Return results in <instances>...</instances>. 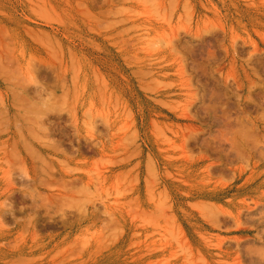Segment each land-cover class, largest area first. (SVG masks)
Wrapping results in <instances>:
<instances>
[{
    "label": "rangeland",
    "instance_id": "374dc122",
    "mask_svg": "<svg viewBox=\"0 0 264 264\" xmlns=\"http://www.w3.org/2000/svg\"><path fill=\"white\" fill-rule=\"evenodd\" d=\"M7 197L0 264H264V0H0Z\"/></svg>",
    "mask_w": 264,
    "mask_h": 264
},
{
    "label": "clouds",
    "instance_id": "9594fccd",
    "mask_svg": "<svg viewBox=\"0 0 264 264\" xmlns=\"http://www.w3.org/2000/svg\"><path fill=\"white\" fill-rule=\"evenodd\" d=\"M166 46L165 41L162 38H156L152 40H148L146 42V48L149 49L150 51H157L160 48H163ZM37 65V62L34 60H30L27 65V71L31 73L35 78V70L34 66ZM37 79V78H36ZM38 80V79H37ZM33 87H37V85H29ZM49 92L53 93V97H55V92L48 90L47 88L45 89L44 93H42V96L38 99L41 101L43 100L44 97L48 95ZM59 104V101H57V106ZM52 109V110H49ZM41 112L43 114V117L49 113H56V109L52 108V105L49 104L47 106H44L41 104ZM60 113H66V112H60ZM40 119L38 121L39 128H38V134L41 137L47 138L48 141L54 143L55 140L50 138L49 135V129L45 126L42 125L41 121L44 119ZM97 118V117H96ZM96 118L93 117V114L90 112H86L83 117V126L84 128H91L94 131V121ZM13 173H18L20 176L22 173L20 170H16L12 172V177ZM27 181H30V179H25ZM22 188L26 189V192L24 193L31 201H32V207H33V212L29 213L27 216L20 218L18 220H22L25 218L30 217L33 224L36 220V210L39 209H44L45 210V215L48 216L49 220H53L55 218H59L61 221L67 219V213L70 212H78L80 214H84L90 204H92L96 197L97 193L88 185H79L78 188L74 189L75 195L69 198L64 199L63 201H60L57 204H49L46 206H41V195L37 192L35 188L32 187V182L30 184L24 185ZM23 210V209H21ZM5 213L12 214L13 213V205L9 201L8 197L6 199L0 200V217H2ZM0 223L3 224V227L8 228L9 226L4 223L3 219L0 218Z\"/></svg>",
    "mask_w": 264,
    "mask_h": 264
},
{
    "label": "bare ground",
    "instance_id": "6f19581e",
    "mask_svg": "<svg viewBox=\"0 0 264 264\" xmlns=\"http://www.w3.org/2000/svg\"><path fill=\"white\" fill-rule=\"evenodd\" d=\"M44 122H45V121H44ZM44 122H43V123H44ZM36 123H37V121H36ZM41 123H42V122H41ZM43 123H42V124H43ZM44 125H45V124H44ZM31 129H32V128H31ZM46 145H47V144H46ZM41 146H42V145H41ZM41 146H39V147H41ZM44 147H45V146H44ZM46 148H47V147H46ZM24 149H25V148H24ZM28 149H29V148H28ZM28 149H26V150H28ZM30 150H31V149H30ZM30 150H28V151L30 152ZM40 151H42V153H43V152L46 153V150H45L44 148H41ZM33 152H34V151H33ZM36 152L39 153L38 150H36ZM36 152H35V153H36ZM35 153H34V154H35ZM38 153H37V154H38ZM26 154H27V156H28L30 153L26 152ZM37 154H36V155H37ZM46 154H47V153H46ZM31 155H33V154L31 153ZM31 155H29V157L33 159V157H32ZM27 156H26V157H27ZM34 156H35V155H34ZM39 156H41V155H39ZM28 160H29V159H28ZM30 162H31V161H30ZM28 164H30V163H28ZM29 167H30V166H29Z\"/></svg>",
    "mask_w": 264,
    "mask_h": 264
}]
</instances>
